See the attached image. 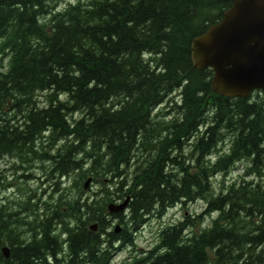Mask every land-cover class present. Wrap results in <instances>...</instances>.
Instances as JSON below:
<instances>
[{
	"label": "trees",
	"instance_id": "trees-1",
	"mask_svg": "<svg viewBox=\"0 0 264 264\" xmlns=\"http://www.w3.org/2000/svg\"><path fill=\"white\" fill-rule=\"evenodd\" d=\"M58 1L0 0V156L39 160L51 187L0 202V264H110L146 218L196 201L125 264H264V91L215 94L189 60L229 1Z\"/></svg>",
	"mask_w": 264,
	"mask_h": 264
},
{
	"label": "water",
	"instance_id": "water-1",
	"mask_svg": "<svg viewBox=\"0 0 264 264\" xmlns=\"http://www.w3.org/2000/svg\"><path fill=\"white\" fill-rule=\"evenodd\" d=\"M189 58L196 69H212L209 88L215 94L244 97L253 89L264 91V0H231L217 22L191 39ZM126 202L127 197L110 204L108 211H121ZM89 227L94 230L95 224ZM1 253L8 255L7 246Z\"/></svg>",
	"mask_w": 264,
	"mask_h": 264
},
{
	"label": "rangeland",
	"instance_id": "rangeland-1",
	"mask_svg": "<svg viewBox=\"0 0 264 264\" xmlns=\"http://www.w3.org/2000/svg\"><path fill=\"white\" fill-rule=\"evenodd\" d=\"M59 3V5L63 6L65 0H61ZM2 60L3 59L0 58V62H2ZM41 94L42 93H37L36 98L41 97ZM163 107H165L164 104ZM169 114L165 113L164 116L167 117ZM0 157V202L11 204L14 200L23 199L26 194L32 195V198L35 200L37 197L40 199H48L51 187L47 176L44 174L45 168L41 166L39 160L35 159L30 163L22 161L20 163L7 155ZM12 164L18 166V168L12 169ZM241 171L242 165H234V168L225 176L223 184L228 183V181L236 177ZM21 174L29 176L28 180L25 181L23 178H19ZM217 181L219 182L220 178H216L215 182L217 183ZM96 186L93 182H90L87 191L90 193L91 190L96 189ZM202 207L203 204H201L200 201H196L184 206L175 205L170 207L159 217L149 216L148 219L132 233L133 245H123L114 250L111 254L110 264L127 263L128 261L124 260L128 258L129 255L148 249L157 241L158 232L163 226L174 223L186 214L195 215L201 211ZM205 222H209L208 216L205 217L204 223Z\"/></svg>",
	"mask_w": 264,
	"mask_h": 264
},
{
	"label": "bare ground",
	"instance_id": "bare-ground-1",
	"mask_svg": "<svg viewBox=\"0 0 264 264\" xmlns=\"http://www.w3.org/2000/svg\"><path fill=\"white\" fill-rule=\"evenodd\" d=\"M61 0H59L58 2H57V4L54 6V9H57V10H60L63 6H61V5H59ZM70 2H75L76 0H69ZM80 1H83V0H80ZM229 1V5L226 7V8H224L222 11H224V10H226L229 6H230V4H231V0H228ZM66 3V2H65ZM220 18H221V14H220ZM219 18V19H220ZM218 19V20H219ZM218 20H216L215 22H217ZM215 22H211V23H215ZM209 25V24H208ZM207 25V26H208ZM200 34V33H199ZM199 34H196V35H199ZM196 35H194V36H196ZM194 36H192L191 38H190V41H189V45H190V42H191V39L194 37ZM189 60H190V58H189ZM192 66V65H191ZM205 68H209L210 70H211V76H212V74H213V72H212V69L210 68V67H205ZM203 69V68H202ZM36 95H37V93H36ZM40 102V101H39ZM39 102H36L35 104H36V106H41V105H43L42 103H39ZM156 107H158V108H161V109H163L164 107H163V104H159V105H157ZM155 107V108H156ZM1 158V157H0ZM47 160V159H46ZM11 168L12 169H15V168H18V166H16V165H14V164H12L11 165ZM226 175H227V173H226ZM225 175V176H226ZM23 178L25 181H27L28 180V177L29 176H27V175H24V174H21V175H19V178ZM220 179H221V177H219ZM59 179H60V181L61 182H63V184L62 185H60V187H62L67 181H68V178L67 177H59ZM233 179H237V177H234ZM232 179V180H233ZM86 180H88L87 182H86ZM224 180H225V178H223V181L222 182H224ZM231 181V180H230ZM230 181H228V183L230 182ZM90 182H92V177L90 176V175H88V176H86L85 178H84V180H83V183H82V189L84 190V191H86L87 193H89L88 191H87V189H88V186H89V184H90ZM228 183H226V184H228ZM223 185H225V184H223ZM58 189V188H57ZM58 191H61V190H58ZM92 191V190H91ZM90 191V192H91ZM122 201H124L123 200V198L122 199H115V200H112V201H108L107 203H106V210H108V205H117V204H119V203H121ZM187 204H189V203H187ZM186 204V205H187ZM175 205H179V204H174V205H172V206H170V207H173V206H175ZM179 206H184V205H179ZM170 207H168V208H170ZM197 214H200V211L197 213ZM196 215V214H195ZM155 217H157V216H155ZM205 217H206V215H202V217H201V223H200V226H205L207 223L205 222L204 223V220H205ZM148 218H146L142 223H144L146 220H147ZM180 220V219H179ZM178 221V220H177ZM177 221H175V222H177ZM174 222V223H175ZM209 223V222H208ZM164 227V226H163ZM162 227V228H163ZM161 228V229H162ZM88 229H90L91 231H95V230H93V229H91L89 226H88ZM160 229V230H161ZM160 230H159V232H160ZM159 232H158V238H159ZM157 241H158V239H157ZM156 241V242H157ZM156 242L152 245V246H154L155 244H156ZM151 246V247H152ZM0 251H1V248H0ZM114 252V251H113ZM112 252V253H113ZM111 253V254H112ZM2 255V254H1ZM3 257H7V256H3ZM130 261V258L128 257V258H126L124 261Z\"/></svg>",
	"mask_w": 264,
	"mask_h": 264
}]
</instances>
